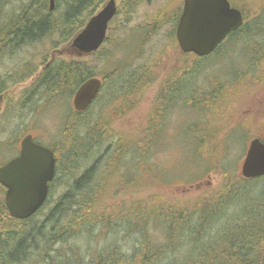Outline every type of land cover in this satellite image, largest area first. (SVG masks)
Listing matches in <instances>:
<instances>
[{
	"label": "rangeland",
	"instance_id": "1",
	"mask_svg": "<svg viewBox=\"0 0 264 264\" xmlns=\"http://www.w3.org/2000/svg\"><path fill=\"white\" fill-rule=\"evenodd\" d=\"M115 2L119 14L97 51L80 53L70 46L71 40L54 48V40L46 39L0 65L1 74L19 76L28 63L42 68L46 62L79 58L99 78L113 79L120 72L129 76L134 69L137 79L146 82L131 91L109 84L75 121L67 120L74 112L73 94L34 100L14 114L20 108L21 90L32 77L13 88L12 99L3 100L0 142L6 145L0 147V161L15 156L16 146L29 132L41 144L58 147L62 161L66 159L67 174L57 176L43 212L64 192V184L73 182L91 163L95 165L88 185L96 190L93 211L97 214L116 216L134 209L140 199H157L155 205L174 197H207L231 177H242L250 140L264 138V59L258 61L259 71L252 67L255 47L264 46V0H232L243 11L245 22L253 24L251 31L257 27L260 34L247 44L241 38L227 43L225 55L200 65L192 84L196 89L171 104H165L169 81L187 72L196 60V55L182 53L174 39L181 0H139L128 15L122 10L123 0ZM233 42L234 51L227 54ZM15 128L20 132L12 136ZM97 139L102 145L86 164L71 163L75 159L67 147L77 150L82 140L86 149ZM9 143H15L12 151Z\"/></svg>",
	"mask_w": 264,
	"mask_h": 264
},
{
	"label": "trees",
	"instance_id": "2",
	"mask_svg": "<svg viewBox=\"0 0 264 264\" xmlns=\"http://www.w3.org/2000/svg\"><path fill=\"white\" fill-rule=\"evenodd\" d=\"M104 1L53 0L51 9L50 0H0V65L46 39L54 40V48L67 43ZM138 2L123 0L122 10L128 15ZM252 26L251 22H244L230 34L227 42L241 38L247 44L251 38L256 39L260 28L254 27L251 31ZM107 39L106 33L104 42ZM235 44L227 54L234 51ZM224 47L225 44L221 45L208 56L194 55L196 60L191 68L165 87V104L196 89L192 84L201 66L209 59L225 55ZM254 54L252 67L257 72L258 61L264 59V46L255 47ZM32 64H26L19 76L0 72V96L7 101L12 99L10 93L17 84L33 78L21 90L20 108L14 114L33 105L34 100L74 94L82 82L94 76L93 68L79 58L46 62L40 65L42 68ZM135 72L133 69L129 76L116 73L113 79L102 77V87L93 103L82 112L73 108L74 112H70L73 116L67 120L75 121L77 116L84 115L111 83L130 91L141 82L146 84L145 79H137ZM19 132L15 128L11 135ZM259 138L264 142V138ZM81 141L77 143L81 147L77 150L67 147L70 153L67 152L70 157L74 155L71 163L84 165L102 143L97 139L84 149L87 143ZM11 143L8 144L10 151L15 149V143ZM1 145L6 144L0 142ZM54 148L59 155L55 176L49 184L45 203L35 214L26 219L11 217L3 200L5 189L0 185V264H264V176L231 177L227 185L202 198L179 200L174 197L155 205L157 199H140L134 209L109 217L93 211L96 190L92 191L88 184L95 164L91 163L70 184L63 181L67 185L64 192L43 212L57 176L67 174L63 170L66 159L63 162L61 150ZM78 168L75 165V169Z\"/></svg>",
	"mask_w": 264,
	"mask_h": 264
},
{
	"label": "water",
	"instance_id": "3",
	"mask_svg": "<svg viewBox=\"0 0 264 264\" xmlns=\"http://www.w3.org/2000/svg\"><path fill=\"white\" fill-rule=\"evenodd\" d=\"M53 8V0H50ZM116 13L115 0H107L73 36L70 46L80 53L96 51L103 43L108 24ZM243 22L239 9L228 0H183L175 36L180 50L197 56L212 52L225 36ZM101 81L85 80L76 89L72 103L77 112L84 111L96 98ZM55 175L53 152L33 141L31 134L20 140L19 155L0 166V185L4 187V204L9 215L26 219L45 203L49 184ZM245 179L264 176V142L250 140L241 165Z\"/></svg>",
	"mask_w": 264,
	"mask_h": 264
},
{
	"label": "flooded vegetation",
	"instance_id": "4",
	"mask_svg": "<svg viewBox=\"0 0 264 264\" xmlns=\"http://www.w3.org/2000/svg\"><path fill=\"white\" fill-rule=\"evenodd\" d=\"M228 2H229V4H230V6L231 7H235V8H237V9H239L240 10V12H241V14H242V18H243V22H242V24L245 22V16H244V13H243V11L240 9V8H238L237 6H235L234 5V3L232 2V0H228ZM181 7L179 8V12H178V14H177V16H176V21H175V26H174V39H176V36H175V29H176V24H177V21H178V19H179V16H180V14H181V11H182V7H183V0H181ZM234 32V31H233ZM232 33V32H231ZM231 33H229V34H227L226 36H225V38H223L222 39V41L216 46V48L212 51V52H215V50L216 49H218V47H220L221 45H226V43H228L227 42V39H228V37L230 36V34ZM176 42H177V40H176ZM178 44V43H177ZM179 47V46H178ZM180 49V48H179ZM181 51V50H180ZM182 52V51H181ZM211 52V53H212ZM182 53H184V52H182ZM184 54H187V53H184ZM190 54H192V53H190ZM206 56H208V55H206ZM198 57H200V56H198ZM202 57H204V56H202ZM3 102V98H2V96H0V104ZM93 103V102H92ZM88 108V107H87ZM86 108V109H87ZM85 109V110H86ZM30 133V132H29ZM26 134H28V133H26ZM26 134H24V135H26ZM31 135H32V139H33V141L34 142H36V143H38V144H41L40 142H38V141H36V137H34V135L32 134V133H30ZM41 145H43V146H45V147H47V148H49L52 152H53V155H54V158H55V168H56V163L58 162V160H59V155H58V151H57V149H55L54 147L55 146H48V145H44V144H41ZM19 151H20V143L16 146V154H15V156H13V157H10L9 159H7V160H4V161H0V163H2V164H0V166L1 165H3L4 163H7V162H9L10 160H12L13 158H15L16 156H18L19 155ZM55 176V175H54ZM52 182V181H51ZM3 187V186H2ZM4 188V187H3ZM5 193V192H4ZM3 199H4V195H3Z\"/></svg>",
	"mask_w": 264,
	"mask_h": 264
},
{
	"label": "bare ground",
	"instance_id": "5",
	"mask_svg": "<svg viewBox=\"0 0 264 264\" xmlns=\"http://www.w3.org/2000/svg\"><path fill=\"white\" fill-rule=\"evenodd\" d=\"M210 53H211V52H210ZM207 55H208V54H207ZM92 77H97V76H92ZM90 78H91V77H90ZM97 78L100 79V81H101V86H100V88H99V91H100V89H101V87H102V78H99V77H97ZM82 83H83V82H82ZM78 87H79V86H78ZM75 91H76V90H75ZM99 91H98V93H99ZM74 93H75V92H74ZM73 95H74V94H73ZM97 95H98V94H97ZM96 97H97V96H96ZM72 99H73V96H72ZM95 99H96V98H95ZM95 99H94V100H95ZM94 100H93V101H94ZM93 101H92V102H93ZM92 102L90 103V105L92 104ZM90 105H89V106H90ZM89 106H88V107H89ZM72 107H73V103H72ZM73 108H74V107H73ZM28 134H30V133H28ZM24 136H25V135H24ZM35 143H36V142H35ZM37 144H38V143H37ZM40 145H41V144H40ZM251 179H252V178H251Z\"/></svg>",
	"mask_w": 264,
	"mask_h": 264
}]
</instances>
